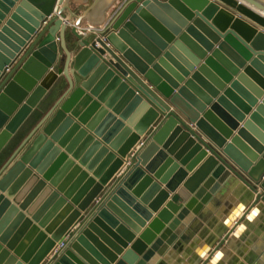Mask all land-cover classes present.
Returning a JSON list of instances; mask_svg holds the SVG:
<instances>
[{
  "label": "water",
  "instance_id": "95a60500",
  "mask_svg": "<svg viewBox=\"0 0 264 264\" xmlns=\"http://www.w3.org/2000/svg\"><path fill=\"white\" fill-rule=\"evenodd\" d=\"M116 1L0 0V155L53 98L0 166V264H152L232 174L264 214V0Z\"/></svg>",
  "mask_w": 264,
  "mask_h": 264
},
{
  "label": "crops",
  "instance_id": "0c3cea01",
  "mask_svg": "<svg viewBox=\"0 0 264 264\" xmlns=\"http://www.w3.org/2000/svg\"><path fill=\"white\" fill-rule=\"evenodd\" d=\"M123 1L120 0L114 10L110 11L111 9H109L107 11L105 20L111 18ZM81 28H88L87 23H83ZM68 41L71 42V38ZM27 133H24L22 139ZM136 150L134 149L133 153ZM188 153L189 151L186 154ZM196 156L197 154L191 158L190 163ZM2 157L3 155L0 160H3ZM204 160L199 162L194 170ZM130 165L131 159L128 160L122 172H119L115 179L123 176ZM192 173H188L183 181H186ZM180 185L179 187H181ZM248 196H253L249 184L234 174L230 175L228 180L219 187L218 191L201 208L199 213L195 214V216L191 212L188 213L181 221L179 226L181 230L175 241L170 245L164 243L162 254H154L155 260L152 264H207L214 254H218L214 264H264V214L256 213L252 215V219L241 222L244 219V215L252 208V203L247 199ZM231 213L237 215L230 225H227L226 218ZM155 215L152 214L145 227L152 222ZM241 223L243 230L238 232L233 238L230 232L237 224ZM137 237L138 235H135L134 240ZM205 248L210 249L203 256H200V253ZM52 252H50L46 261L54 257L56 253H59L56 252L54 255V252Z\"/></svg>",
  "mask_w": 264,
  "mask_h": 264
},
{
  "label": "rangeland",
  "instance_id": "374dc122",
  "mask_svg": "<svg viewBox=\"0 0 264 264\" xmlns=\"http://www.w3.org/2000/svg\"><path fill=\"white\" fill-rule=\"evenodd\" d=\"M120 0L116 1V4L110 8L114 10L117 6ZM70 8L72 11H74L76 14L81 13L83 10L86 9L88 6L87 4H79L74 1H71ZM52 99H45L41 104L38 111L34 112L31 117L24 123L23 128L17 133V135L11 140V142L8 144V147L5 149V151L0 155V157L3 155V160H0V166L7 160L8 155L21 143L22 136L24 133H27L30 131L36 124V122L39 120L40 116L46 112V110L50 107Z\"/></svg>",
  "mask_w": 264,
  "mask_h": 264
},
{
  "label": "built area",
  "instance_id": "2783aa9c",
  "mask_svg": "<svg viewBox=\"0 0 264 264\" xmlns=\"http://www.w3.org/2000/svg\"><path fill=\"white\" fill-rule=\"evenodd\" d=\"M121 6H122V5H121ZM121 6H120V7H121ZM77 30H78V33H79L80 35H85V34H87V33H89V32L97 31L98 28H97V27H94V26H89L88 28H81V27H79V28H77ZM132 155H133V154H132ZM63 246H64V243H61L60 245H57L56 248H55V250L53 251V252H54V255H55L56 252H59ZM56 254H57V253H56Z\"/></svg>",
  "mask_w": 264,
  "mask_h": 264
},
{
  "label": "bare ground",
  "instance_id": "6f19581e",
  "mask_svg": "<svg viewBox=\"0 0 264 264\" xmlns=\"http://www.w3.org/2000/svg\"><path fill=\"white\" fill-rule=\"evenodd\" d=\"M254 215V214H253ZM54 251V250H53ZM53 253V252H52Z\"/></svg>",
  "mask_w": 264,
  "mask_h": 264
}]
</instances>
